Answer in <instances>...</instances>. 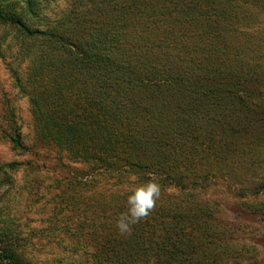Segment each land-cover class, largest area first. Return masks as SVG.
<instances>
[{
	"label": "trees",
	"instance_id": "obj_1",
	"mask_svg": "<svg viewBox=\"0 0 264 264\" xmlns=\"http://www.w3.org/2000/svg\"><path fill=\"white\" fill-rule=\"evenodd\" d=\"M52 3L0 0V59L31 131L5 96L17 158L0 162V264H235L213 199L264 151V0ZM149 180L161 197L122 237ZM235 192L254 211L264 179Z\"/></svg>",
	"mask_w": 264,
	"mask_h": 264
},
{
	"label": "rangeland",
	"instance_id": "obj_2",
	"mask_svg": "<svg viewBox=\"0 0 264 264\" xmlns=\"http://www.w3.org/2000/svg\"><path fill=\"white\" fill-rule=\"evenodd\" d=\"M65 3L66 0H54L52 4H54V10L59 11L65 6ZM255 19L258 20V23L254 24L253 27L256 31L262 29L263 34L261 37H264V17L258 16ZM5 96L15 106L23 132L30 140L28 101L18 93L5 62L0 59V108ZM15 158L17 157L11 151L9 145L0 141V162L11 161ZM246 164H250V166H247L251 170L250 175L244 178L233 177L230 182H227L232 188L230 192L226 191L225 186L221 184L224 188L221 187L215 192V199L213 200L218 201L220 204V218L225 222L231 223L229 226L235 230L233 235V238H235L234 245L243 255L235 264H264V194L255 197L246 195L247 200L249 199L248 202L254 206V211L246 210L242 213L243 201L241 198L237 199L236 196L238 195L235 192L237 186L244 188L253 187L264 179V151L259 157L252 159V163ZM242 179H244L243 183L239 181Z\"/></svg>",
	"mask_w": 264,
	"mask_h": 264
},
{
	"label": "clouds",
	"instance_id": "obj_3",
	"mask_svg": "<svg viewBox=\"0 0 264 264\" xmlns=\"http://www.w3.org/2000/svg\"><path fill=\"white\" fill-rule=\"evenodd\" d=\"M161 197V186L155 180L135 186L127 196V211L116 221V228L122 237L131 236L135 225L143 222Z\"/></svg>",
	"mask_w": 264,
	"mask_h": 264
}]
</instances>
